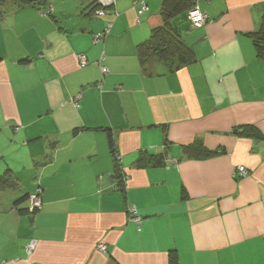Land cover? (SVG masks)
Listing matches in <instances>:
<instances>
[{
    "label": "crops",
    "instance_id": "obj_1",
    "mask_svg": "<svg viewBox=\"0 0 264 264\" xmlns=\"http://www.w3.org/2000/svg\"><path fill=\"white\" fill-rule=\"evenodd\" d=\"M161 5L117 0L103 17L93 0L0 5V176L18 183L0 191V264H170L171 252L178 264H264V60L249 36L264 0H200L202 29L175 18L196 61L173 73L136 55ZM245 126L260 137L236 133ZM198 140L224 153L186 159ZM238 167L249 175L234 178ZM38 190L42 210L19 214L30 205L15 201Z\"/></svg>",
    "mask_w": 264,
    "mask_h": 264
},
{
    "label": "trees",
    "instance_id": "obj_2",
    "mask_svg": "<svg viewBox=\"0 0 264 264\" xmlns=\"http://www.w3.org/2000/svg\"><path fill=\"white\" fill-rule=\"evenodd\" d=\"M5 1L14 2L20 8L31 6L37 8V10H42L46 0H0V5ZM199 1L200 0H162L160 10L162 25L152 30L149 38L136 47V55L141 68L145 69L147 64L151 61H157L167 66L169 72L173 73L181 67L191 65L196 61L193 50L184 43L177 29L173 27L172 22L175 18L182 15H186L187 19V13L193 9ZM93 4L95 5V3ZM94 9H99V6L97 5ZM210 21L211 20H209V22ZM249 36L253 44L256 58L258 60H264V16L259 30ZM236 133L249 138L260 137L258 129L253 126L242 127L238 129ZM108 142L114 158V179L120 186V190L123 191V172L121 170L119 156L114 150V143L110 133L108 134ZM182 151L183 156L189 160L209 159L215 157L218 153H224L223 150H208L199 140L191 145L182 147ZM150 161H152L151 165L153 167H161L166 163V159L163 155L153 157ZM17 184L16 178L9 170L6 171L3 176H0V191L15 189ZM28 200L29 195H25L15 201V206L28 202ZM19 214L31 215L29 209H21ZM170 264H178L177 256L174 252L170 253Z\"/></svg>",
    "mask_w": 264,
    "mask_h": 264
},
{
    "label": "built area",
    "instance_id": "obj_3",
    "mask_svg": "<svg viewBox=\"0 0 264 264\" xmlns=\"http://www.w3.org/2000/svg\"><path fill=\"white\" fill-rule=\"evenodd\" d=\"M116 1L117 0H93V2H95L99 6V9H97L95 12L97 17L105 16L107 14V9L108 10L112 9V7L115 5ZM145 11H147V8L144 5V3H142L139 11L137 12L138 17L142 16V14ZM209 20H210V18L206 14L202 13L196 6L187 13V21L195 29H199V28L205 26L206 23L208 24ZM111 26L112 25L109 24L107 26V28L102 33H100L94 37L93 41L95 44L102 42L107 37V35H109ZM78 59H79L81 67H85L87 65V62H86V59L84 56H79ZM101 71L103 74L107 73V70L104 67L101 68ZM78 98H80V96H77L76 99H78ZM248 175H249L248 171L244 167H238L233 172L234 178H241L242 179V178H246ZM28 202L30 205L29 211H30L31 215L34 216V215L38 214L43 208L40 190H38L35 194L29 195ZM130 215L132 217V221L135 222L137 225H139L140 224V218L137 214V211L132 210L130 212ZM33 248H34V243L32 242L29 246H27L26 250L29 254H32ZM98 249H99V251L104 252L106 248L104 246H99Z\"/></svg>",
    "mask_w": 264,
    "mask_h": 264
},
{
    "label": "rangeland",
    "instance_id": "obj_4",
    "mask_svg": "<svg viewBox=\"0 0 264 264\" xmlns=\"http://www.w3.org/2000/svg\"><path fill=\"white\" fill-rule=\"evenodd\" d=\"M93 3H95V2H93ZM95 5L97 6V4L95 3ZM96 12V11H95ZM207 25V23L205 24V26ZM204 27V26H203ZM202 28V27H201Z\"/></svg>",
    "mask_w": 264,
    "mask_h": 264
}]
</instances>
